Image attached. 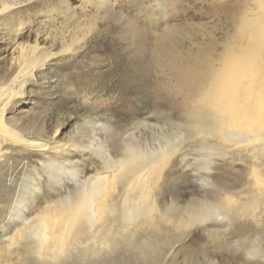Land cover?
<instances>
[{"label": "bare ground", "instance_id": "obj_1", "mask_svg": "<svg viewBox=\"0 0 264 264\" xmlns=\"http://www.w3.org/2000/svg\"><path fill=\"white\" fill-rule=\"evenodd\" d=\"M83 1V13L89 6L97 12L85 18L70 0H0V57L6 67L0 72V173L25 166L23 190L0 208V264H34L36 251L21 245L14 233L51 201L30 228L45 264H53L57 256L64 264H176L177 250H186L191 230L199 226H205L208 239L219 249L234 244L245 264H264L258 259L264 251V136L257 119L246 116L241 130H234L223 119L195 110L177 121L157 112L166 123L160 134L152 135L151 144L135 134L122 142L116 157L108 141L112 128L101 126L106 141L98 143L96 120L87 122L91 134L85 145L58 140L61 129L49 132L45 123L38 124L40 120L21 121L30 86L53 69L50 65L84 50L99 21H121L110 0ZM256 4L258 0H241L235 6ZM165 6L161 19L166 20ZM148 17L156 23L160 19ZM127 22L121 35L132 48V21ZM167 31L178 45L171 54L184 56H194L215 35L213 30H200L204 43L193 40V47L184 51L179 50L182 42L177 37L183 33ZM142 42L141 35L137 44ZM255 104L258 113L259 98ZM244 105L237 92L231 102L234 120L240 121ZM161 149L167 156L163 163L152 155ZM221 166L237 169L236 177H214ZM89 169L96 173L89 174ZM188 169L189 179L184 181ZM187 183L194 187L190 193L183 187ZM82 219L88 228L81 234L77 227ZM100 220L108 222L97 231ZM230 235L239 238L230 244Z\"/></svg>", "mask_w": 264, "mask_h": 264}, {"label": "rangeland", "instance_id": "obj_2", "mask_svg": "<svg viewBox=\"0 0 264 264\" xmlns=\"http://www.w3.org/2000/svg\"><path fill=\"white\" fill-rule=\"evenodd\" d=\"M110 1L113 13L120 16L121 21L119 23L116 21H106L107 23L99 21L97 26L93 28L94 37L93 35L90 36L84 50L80 51L74 58L67 56L65 59L61 58L52 63L50 66H53V69L44 73L46 80L42 75L38 82L30 86L29 96L25 98L26 102L21 107L23 111L20 112L19 118L25 124L40 120L38 124L45 123L47 131L50 130L49 132H52L54 127H58L61 129L58 140H71L82 145L88 143L87 137L91 134L90 125L87 122L96 120L95 129L98 143H105L106 141L104 132H100L101 126L108 125L112 128L108 141L113 156L116 157L120 154L122 142L129 141L131 136L136 134L142 138L143 142L151 144L152 135L154 133L155 135L160 134V127L166 123L156 115L158 111L149 103L147 93L132 83L125 70L127 57L132 51V48H128L124 42L125 37L122 38L123 31H126L127 20L130 18L132 21V27L129 26L131 29L134 27L148 33L160 31L166 25L169 26V30H174L177 34L183 33L184 36L179 34L177 37H180L182 42L179 50L184 51L193 47V40L199 44L204 43L200 30H213V33L216 34L218 30L225 29L227 24L222 23L219 6L205 3V0ZM234 1L236 4L241 0ZM81 2L82 0H70L72 8L79 15L84 16L97 12V9L89 6L90 8L86 9L87 12L83 13L81 8L85 2ZM164 3L169 6L166 12V20L161 19L164 15L162 10ZM173 4H176L175 8ZM167 6L164 7L166 10ZM24 14H26L25 11ZM152 14L154 17L160 18L157 23L156 20L151 21L149 19L148 16ZM226 14L227 12L223 13L224 16ZM84 17L86 18V16ZM0 44H2L1 41ZM197 50L198 48L194 47V51ZM3 69L6 67L2 57H0V72H3ZM75 93L78 95H70ZM172 118L175 121L182 118L178 108L175 109V115ZM143 122L150 124L151 128L142 127L141 123ZM52 125L53 127H51ZM110 138L112 139L109 140ZM192 159V156L188 158L189 161ZM24 169V164H20L0 173V208L9 206L23 190L21 179ZM235 170L237 169L222 168L221 166L217 168L213 176L222 175L223 177H218L222 179L235 178L237 175ZM187 172V177L183 178L184 181L189 179L190 169ZM88 173L94 174L96 171L90 170ZM187 184L188 186L183 187L190 193L194 187L189 183ZM195 188L198 190L196 186ZM189 236L184 243L186 250L181 251L180 248L177 250V252L180 251V255L175 262L176 264L192 262L209 264L208 259H213L218 264H245L240 252H236L234 244L224 250L214 246L213 242L209 240L205 226L193 228ZM231 236L228 238V241L232 239L230 244L239 238L235 235Z\"/></svg>", "mask_w": 264, "mask_h": 264}, {"label": "clouds", "instance_id": "obj_3", "mask_svg": "<svg viewBox=\"0 0 264 264\" xmlns=\"http://www.w3.org/2000/svg\"><path fill=\"white\" fill-rule=\"evenodd\" d=\"M219 6L222 23L227 27L218 30L194 56L171 54L173 45L166 25L160 31L148 33L134 27L130 30L132 51L127 57L125 70L132 83L138 85L149 97V103L158 112L172 118L175 109L180 116L198 111L213 119H223L234 130H241L240 123L246 116L258 120L259 129L264 125V0L249 7H237L234 0H205ZM232 5L231 7H227ZM227 12L224 16L223 13ZM143 36V42L137 40ZM239 94L245 100L240 121L232 116L231 102ZM260 100L257 113L256 99ZM52 202V201H51ZM48 202L20 227L17 235L21 245L28 244L36 251L34 264H45L38 253V246L31 240L33 220L49 206ZM108 221L100 220L97 231ZM82 219L78 233L87 231ZM257 257H248L253 261ZM258 259L264 261V251ZM53 264H64L57 256Z\"/></svg>", "mask_w": 264, "mask_h": 264}, {"label": "snow or ice", "instance_id": "obj_4", "mask_svg": "<svg viewBox=\"0 0 264 264\" xmlns=\"http://www.w3.org/2000/svg\"><path fill=\"white\" fill-rule=\"evenodd\" d=\"M70 95H78V93H75V94H70ZM165 115H167V113H165ZM189 132H191V128H189ZM259 134L261 136H264V125H262L259 129ZM163 149H161L159 152L157 153H153L152 155H155V156H160V162L163 163L166 159H167V156L166 155H161V153H163ZM104 264H106V262H104Z\"/></svg>", "mask_w": 264, "mask_h": 264}]
</instances>
